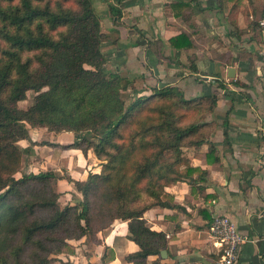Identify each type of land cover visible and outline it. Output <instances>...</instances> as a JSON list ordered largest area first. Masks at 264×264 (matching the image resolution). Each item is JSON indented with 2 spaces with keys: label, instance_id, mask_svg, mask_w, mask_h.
<instances>
[{
  "label": "trees",
  "instance_id": "obj_1",
  "mask_svg": "<svg viewBox=\"0 0 264 264\" xmlns=\"http://www.w3.org/2000/svg\"><path fill=\"white\" fill-rule=\"evenodd\" d=\"M115 1L108 10L119 20ZM171 7L174 16L191 11L181 2ZM261 19L264 8L250 24L256 34ZM105 38L92 0H0V264H53L75 253L71 241L84 237L101 245L98 235L116 220L126 222L127 239L139 249L127 262L161 264L166 236L151 230L143 215L174 207L165 188L198 171L188 168L182 148L205 143L203 121L217 96L186 99L179 87L156 84L150 96L126 106L121 95L128 83L105 68ZM169 43L192 47L184 32ZM28 92L35 93L32 104L21 109ZM29 129L71 133L78 138L74 146L93 151L100 173L73 182L80 202L59 205L51 172L21 173L18 142L29 139ZM85 131L91 140L80 139ZM108 252L103 264L113 258Z\"/></svg>",
  "mask_w": 264,
  "mask_h": 264
},
{
  "label": "crops",
  "instance_id": "obj_2",
  "mask_svg": "<svg viewBox=\"0 0 264 264\" xmlns=\"http://www.w3.org/2000/svg\"><path fill=\"white\" fill-rule=\"evenodd\" d=\"M118 2L121 18L104 16L110 25L101 31L116 35L110 51L123 52L124 71L140 77L135 84L142 78L155 79L158 88L179 87L186 99L217 96L213 112L203 121L205 143L182 148L188 168L198 171L165 188L174 207H154L143 215L151 230L166 236L161 264H214L220 252L209 235V224L218 215L228 217L245 239L236 264H264V30L256 34L250 27L264 0L220 6L216 0ZM179 2L191 11L174 16L171 4ZM183 32L192 47H171L169 39ZM140 84L136 94L147 93ZM77 140L67 132L29 129V139L18 142L24 152L23 173L51 172L62 207L82 200L73 182L100 173L93 151L74 146ZM201 172L205 175L200 180ZM127 234L126 222L116 220L98 235L101 245L83 237L70 242L73 255L57 258L63 263L103 264L107 247L106 258L113 257L108 264H132L125 257L139 249Z\"/></svg>",
  "mask_w": 264,
  "mask_h": 264
},
{
  "label": "rangeland",
  "instance_id": "obj_3",
  "mask_svg": "<svg viewBox=\"0 0 264 264\" xmlns=\"http://www.w3.org/2000/svg\"><path fill=\"white\" fill-rule=\"evenodd\" d=\"M112 1L111 0H92L94 7H95V13L100 19V24H103L102 25L103 28H101V29H103L105 31L108 30V27L110 25V21L107 20V17L109 14L108 4L111 3ZM72 6L74 7V5H72ZM104 16H107V17L105 19H103ZM102 21H103V23H102ZM116 32H119V30H117ZM104 36L106 38L104 40L103 47L101 46V51L106 56V64H105L106 70L109 73H118L128 83L127 84V90L125 91V93H122V95H121V98L126 102V106L130 105L132 102H134L135 100H137L139 98H146V97L150 96L151 94L149 92V88L152 85L153 86L156 85V83L154 82L155 79L152 81L151 80L148 81L145 78H142V82L138 81L137 84H135L136 79H140V77L139 76L134 77L133 74L127 73V71L126 72L124 71V69H123V52H119L118 50L110 51V49H111L110 46L117 43L116 35L111 34V33L110 34L105 33ZM162 59H164V58H162ZM139 82H141V84ZM149 82H152L151 86H148ZM138 84H140V86H142V84H143L142 90L147 91V93H142L141 95L136 94V91H138V90H140V92H141V89H137L139 87ZM159 87H162V84H160ZM34 96H35L34 92H28L26 100L23 102H20L18 104V106L21 109H26L28 106H30L32 104V99ZM83 136L87 140H91L90 133L88 131H85V132L79 134L80 139H82ZM18 146L21 148V145L19 143H18ZM165 159L171 161L172 158L168 156ZM161 160H163V159H161ZM21 173L24 174L22 170H21ZM20 175H21L20 173H17L15 175V178H20ZM54 182H55V180H53L51 183V188L53 190H55ZM28 252H29V250H26V253H28ZM53 264H63V263L60 259L57 258V261H55Z\"/></svg>",
  "mask_w": 264,
  "mask_h": 264
},
{
  "label": "built area",
  "instance_id": "obj_4",
  "mask_svg": "<svg viewBox=\"0 0 264 264\" xmlns=\"http://www.w3.org/2000/svg\"><path fill=\"white\" fill-rule=\"evenodd\" d=\"M258 25L264 30V19L259 20ZM209 235L220 252L214 264H236L245 239L238 234L234 223L226 216H214L209 226Z\"/></svg>",
  "mask_w": 264,
  "mask_h": 264
},
{
  "label": "water",
  "instance_id": "obj_5",
  "mask_svg": "<svg viewBox=\"0 0 264 264\" xmlns=\"http://www.w3.org/2000/svg\"><path fill=\"white\" fill-rule=\"evenodd\" d=\"M229 77H233V75L232 76H229ZM160 255H161L162 258H165V256H166L165 250L161 251Z\"/></svg>",
  "mask_w": 264,
  "mask_h": 264
}]
</instances>
